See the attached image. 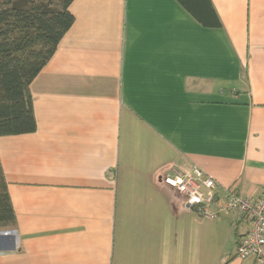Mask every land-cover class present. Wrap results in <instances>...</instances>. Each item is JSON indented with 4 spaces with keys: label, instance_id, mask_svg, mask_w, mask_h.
<instances>
[{
    "label": "crops",
    "instance_id": "obj_1",
    "mask_svg": "<svg viewBox=\"0 0 264 264\" xmlns=\"http://www.w3.org/2000/svg\"><path fill=\"white\" fill-rule=\"evenodd\" d=\"M74 0L75 21L31 85L37 131L0 137L16 214L0 264H264L250 225L189 209L162 180L196 171L264 193V0Z\"/></svg>",
    "mask_w": 264,
    "mask_h": 264
},
{
    "label": "trees",
    "instance_id": "obj_2",
    "mask_svg": "<svg viewBox=\"0 0 264 264\" xmlns=\"http://www.w3.org/2000/svg\"><path fill=\"white\" fill-rule=\"evenodd\" d=\"M74 0H0V137L37 131L31 85L73 26ZM204 27L221 26L211 0H177ZM16 214L0 159V232Z\"/></svg>",
    "mask_w": 264,
    "mask_h": 264
},
{
    "label": "built area",
    "instance_id": "obj_3",
    "mask_svg": "<svg viewBox=\"0 0 264 264\" xmlns=\"http://www.w3.org/2000/svg\"><path fill=\"white\" fill-rule=\"evenodd\" d=\"M195 173V177L185 174L166 176L162 180L184 196L189 209L205 217L216 219L222 213L238 214L250 225V231L237 245V258L264 261V193L258 198H252L229 189L220 198L216 181L212 177L203 176L199 170Z\"/></svg>",
    "mask_w": 264,
    "mask_h": 264
}]
</instances>
